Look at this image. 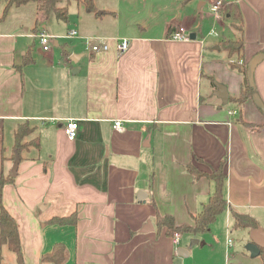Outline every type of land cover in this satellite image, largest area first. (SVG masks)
<instances>
[{
	"label": "crops",
	"instance_id": "obj_1",
	"mask_svg": "<svg viewBox=\"0 0 264 264\" xmlns=\"http://www.w3.org/2000/svg\"><path fill=\"white\" fill-rule=\"evenodd\" d=\"M215 1L190 6L192 12L180 21L168 19L155 34L146 27L125 34L115 25L112 33L106 17L116 13L88 11V26L77 28L81 37L72 38L82 43L63 44L67 59L59 40L54 45L61 51L36 44L37 15L27 28L22 19L16 28L9 16L0 21V172L13 168L19 124L35 127L25 141L39 139V147L22 152L15 181L4 188L25 264H54L42 256L60 242L67 247L63 264H264L261 255L252 257L245 249L252 230L233 228L231 216V208L249 212L264 230V111L254 97L241 106L225 105L215 93L223 84L229 98L238 96L244 82L218 44L224 31L203 39ZM236 1L249 62L264 50V0ZM2 10L0 2V16ZM181 24L197 37L172 39ZM96 39L106 41L108 50L94 51ZM123 39L129 46L121 51ZM29 50L33 61L24 64ZM254 78L264 103V59ZM71 119L78 122L73 140L64 131ZM119 119L124 131L115 128ZM222 161L227 209L208 232L182 234L175 245L166 229L157 230L158 212L178 224L193 223L214 184L196 179L186 165L209 171L208 164ZM73 212L76 225L48 222ZM149 222L152 230L146 229ZM193 238L199 243L191 246ZM179 248L188 255H179ZM6 249L0 246L4 264H17L16 255L6 261Z\"/></svg>",
	"mask_w": 264,
	"mask_h": 264
},
{
	"label": "trees",
	"instance_id": "obj_2",
	"mask_svg": "<svg viewBox=\"0 0 264 264\" xmlns=\"http://www.w3.org/2000/svg\"><path fill=\"white\" fill-rule=\"evenodd\" d=\"M72 1L83 4L85 9L89 12L97 13L96 0H3L4 6L0 21H4L8 17L14 6L20 7L28 4H35L37 17L32 31L34 33H40L43 31V26L51 15H54L59 21L69 23V6ZM62 3L65 4L61 5ZM103 13L115 15V12L108 10ZM223 14L228 27L237 34L235 38L226 37L225 33L222 34L218 44L222 50L228 53L230 59H233V61H230L231 67L237 69L244 75V82L240 94L238 96H230L229 102L241 106L256 93V88L250 85L247 74L248 62L245 60L244 17L240 5L236 0L226 3ZM61 55L63 59H67L70 55L65 45L62 47ZM32 61L33 58L29 50L25 57L24 64ZM213 83L216 84L215 81H213ZM34 131L35 127H32L28 121L18 125L15 132L16 141L14 148L15 152L12 157L13 161H15L17 157L21 159L22 152L28 147H39L38 138L25 141L26 137L31 135ZM3 159V161L6 160L5 158ZM196 160L205 162L201 157H197ZM208 165L210 167L209 171L199 169L193 162L186 165L187 170L192 173L196 179L207 177L214 184L213 191L210 193L208 200L203 204L201 210L194 216L193 223L178 224L174 216L158 212L156 217L158 231L166 229L169 236L174 235L175 232H180L181 234L189 233L197 236L208 232L217 217L227 209L228 203L224 191L227 179V173L224 169L225 161H222L217 167L210 164ZM14 181L15 177H12L9 173H6L4 170L0 172V246L6 245L14 252L17 264H25L18 222L4 204V188L7 184L14 183ZM231 216L233 219V228L235 229L254 230L259 228V221L249 212L231 208ZM48 222L58 225H76L78 222V213L73 212L68 216H54ZM260 255L264 258V249L261 250ZM66 258L67 247L62 242L56 243L51 252L43 254L42 256V260L54 264H63ZM0 264H4V257L1 251Z\"/></svg>",
	"mask_w": 264,
	"mask_h": 264
},
{
	"label": "rangeland",
	"instance_id": "obj_3",
	"mask_svg": "<svg viewBox=\"0 0 264 264\" xmlns=\"http://www.w3.org/2000/svg\"><path fill=\"white\" fill-rule=\"evenodd\" d=\"M201 1L202 0H96V11L101 12L104 10H110L116 13L117 16L115 17L110 15L106 17V20L110 24L109 29L112 33H115L113 32V27L115 25L118 30H121V32L125 34L141 33L147 28L149 29V34H155L161 33L166 26L165 24L168 19L180 21L181 18H183L184 13H187V11L192 12L190 6L199 4ZM0 2L4 6L3 0H0ZM64 4L65 3H62L61 5ZM87 13L89 12L85 9L83 4H78L77 1H72L69 6L70 22L65 23L63 21H59L54 15H51L49 18L50 21H46V24L48 22L49 23L46 28L47 30L45 31L48 34L57 36L60 44L62 45L66 43L71 46L72 44L82 43L80 40L68 38L66 35H68L70 28L76 30L81 26H88L89 17H87ZM36 15L37 9L35 4L13 7L8 15V21L11 22V28H16L20 19L28 21V24L24 26V28H27L29 27L28 25H30L29 23H32V19H34ZM211 27L212 24L205 26V35H207ZM216 27L219 33L222 34L224 31L226 37H236L237 33L229 28L227 24L225 26L217 24ZM82 33L83 31L80 32V35H82ZM35 42L36 44H39L38 39H36ZM84 42H86V40H84ZM52 48L61 51L59 46L52 45ZM9 250L6 249L4 253V256L6 257L5 259L8 262L13 259L10 257V254L11 256L15 255L14 252Z\"/></svg>",
	"mask_w": 264,
	"mask_h": 264
},
{
	"label": "built area",
	"instance_id": "obj_4",
	"mask_svg": "<svg viewBox=\"0 0 264 264\" xmlns=\"http://www.w3.org/2000/svg\"><path fill=\"white\" fill-rule=\"evenodd\" d=\"M226 8V2L225 0H216L215 3L211 6L210 8V13L211 16L213 17V23L212 27L208 31L207 35L203 36L207 38L208 36H220L221 34L217 30L216 25L224 21V14L223 11ZM196 35L194 32H191L186 26L184 25H176L172 32H171V38L174 40H181V41H189L195 38H192V35ZM37 37L39 38V42L42 45V50L44 51H49L52 48V45L55 44V42L58 40L57 36L48 34L47 32L43 31L37 34ZM66 37L70 38H76V37H81L78 34V31L76 30H71ZM197 37V35H196ZM91 37H88L90 39ZM97 42H95L92 45V48L94 51H106L108 50L109 46L106 41H101L96 39ZM129 46V40L128 39H123L120 41L119 44V49L121 51L127 49ZM115 128L119 131H124V122L123 120H115L114 122ZM77 129H78V122L74 119L68 120L67 124L64 126V131L66 135L68 136L69 139H75L77 137ZM181 233L180 232H175L174 235H172V240L175 245L180 244V239H181ZM233 243L232 239L228 240V244L231 245Z\"/></svg>",
	"mask_w": 264,
	"mask_h": 264
},
{
	"label": "water",
	"instance_id": "obj_5",
	"mask_svg": "<svg viewBox=\"0 0 264 264\" xmlns=\"http://www.w3.org/2000/svg\"><path fill=\"white\" fill-rule=\"evenodd\" d=\"M192 38H196V35H192ZM219 47V46H218ZM264 59V52L256 54L249 62H248V80L250 82V85L254 88H256V83H255V70L257 66L262 62ZM218 97L221 98L223 104H228L229 103V92L228 88L223 85V84H218V90L215 92ZM257 105L264 111V103L260 99L257 93H254L253 95ZM19 163H20V158L17 157V159L14 162L13 168L10 172V175L12 177H16L18 173V168H19ZM142 193V192H141ZM141 193H139V197H141ZM154 227L152 226V223L149 222L148 226L146 227L147 230H152ZM199 243V239L193 238L191 240V246ZM245 249L250 252L252 257L259 256L261 254V250L264 249V230L259 229H254L252 230L251 234V241H249L245 245ZM178 254L182 256H187L188 251L185 248H179Z\"/></svg>",
	"mask_w": 264,
	"mask_h": 264
}]
</instances>
